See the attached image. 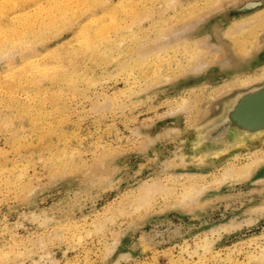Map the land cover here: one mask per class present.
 Instances as JSON below:
<instances>
[{
    "label": "rangeland",
    "instance_id": "1",
    "mask_svg": "<svg viewBox=\"0 0 264 264\" xmlns=\"http://www.w3.org/2000/svg\"><path fill=\"white\" fill-rule=\"evenodd\" d=\"M263 22L264 0H0V264H264V135L194 155L214 96L264 78Z\"/></svg>",
    "mask_w": 264,
    "mask_h": 264
},
{
    "label": "water",
    "instance_id": "2",
    "mask_svg": "<svg viewBox=\"0 0 264 264\" xmlns=\"http://www.w3.org/2000/svg\"><path fill=\"white\" fill-rule=\"evenodd\" d=\"M196 125L199 137L194 155L199 159L233 153L264 135V78L215 95L196 119ZM219 127L214 134L217 138L211 139L210 132ZM207 141L212 143L206 145Z\"/></svg>",
    "mask_w": 264,
    "mask_h": 264
},
{
    "label": "bare ground",
    "instance_id": "3",
    "mask_svg": "<svg viewBox=\"0 0 264 264\" xmlns=\"http://www.w3.org/2000/svg\"><path fill=\"white\" fill-rule=\"evenodd\" d=\"M242 19V18H241ZM258 20V19H257ZM250 21H252V19H250ZM236 22V21H235ZM256 22V21H255ZM255 22H253V23H255ZM239 23V22H238ZM264 23V22H263ZM251 24H252V22H250L249 23V25L247 24H243V22H242V24H238V26H237V28L235 29V30H233V31H236V32H239V31H243V30H246V29H248L250 26H251ZM240 25V26H239ZM236 26V25H235ZM230 31L232 32V28H230ZM236 32H232V34H234V33H236ZM230 36H231V33H230ZM188 42V41H187ZM179 43V42H178ZM203 47V46H202ZM202 47H201V45H200V47H199V45L197 44V47H196V50H198V52L199 53H197V52H191V51H189V49H188V51H189V53H190V55H191V57H192V60L194 59V58H198L199 57V54H200V52H201V49H202ZM159 48V47H158ZM201 48V49H200ZM195 49V48H194ZM193 49V50H194ZM160 51V50H159ZM187 51V50H186ZM206 51V50H205ZM203 52V51H202ZM201 52V53H202ZM207 52V51H206ZM209 52H210V50H209ZM208 53V52H207ZM203 55H205L204 53H202ZM209 54V53H208ZM200 58H202V57H200ZM235 58H237V57H235ZM238 58H240V57H238ZM219 59H221V58H219ZM194 60H196L197 61V59H194ZM199 60V59H198ZM197 62H200L201 64H202V60L201 61H197ZM218 62H220V61H218ZM221 63V62H220ZM200 64V65H201ZM206 64H208V63H206ZM206 64H203L202 65V68H204V67H206L207 65ZM222 64V63H221ZM220 64V65H221ZM198 65V64H197ZM223 65H225V63H223ZM226 65H227V63H226ZM225 65V66H226ZM201 68V69H202ZM199 71V70H198ZM197 71V72H198ZM228 88V87H227ZM187 106V105H186ZM216 132H218V131H220V127L218 128V129H216L215 130ZM214 131V132H215ZM222 133V132H221ZM220 135V134H219ZM213 138V137H212ZM254 164V162H252V163H250V164H248V165H246V166H242L241 168H231V169H227L225 172H224V174L222 175V177H221V179L223 180V181H225V180H227L230 176H233L234 174H238L239 176H247V174L249 173V171H250V168H251V166ZM220 179V178H219ZM221 180V181H222ZM155 185V184H154ZM196 188V187H195ZM195 188H194V190H195ZM149 189V188H148ZM193 189H192V187H188V188H186V190L184 191V193L182 194V198H180V201L182 202L183 200H185L186 198H191L192 197V195H193V193L195 192H197V190L196 191H194ZM155 191V190H154ZM194 191V192H193ZM150 192V191H149ZM148 194V193H147ZM145 196V195H144ZM146 196H148V195H146ZM149 197V196H148Z\"/></svg>",
    "mask_w": 264,
    "mask_h": 264
}]
</instances>
